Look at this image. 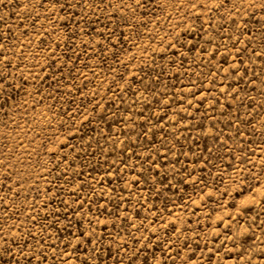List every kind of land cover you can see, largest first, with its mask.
Wrapping results in <instances>:
<instances>
[{
  "label": "rangeland",
  "instance_id": "rangeland-1",
  "mask_svg": "<svg viewBox=\"0 0 264 264\" xmlns=\"http://www.w3.org/2000/svg\"><path fill=\"white\" fill-rule=\"evenodd\" d=\"M0 264H264V0H0Z\"/></svg>",
  "mask_w": 264,
  "mask_h": 264
}]
</instances>
